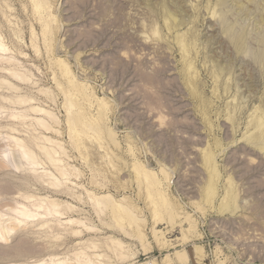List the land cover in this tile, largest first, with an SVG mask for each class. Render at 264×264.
Segmentation results:
<instances>
[{
    "label": "rangeland",
    "instance_id": "rangeland-1",
    "mask_svg": "<svg viewBox=\"0 0 264 264\" xmlns=\"http://www.w3.org/2000/svg\"><path fill=\"white\" fill-rule=\"evenodd\" d=\"M36 1L0 0V264H264V0ZM71 94L98 126L77 139ZM135 166L173 228L152 224ZM102 198L141 221V242Z\"/></svg>",
    "mask_w": 264,
    "mask_h": 264
},
{
    "label": "bare ground",
    "instance_id": "bare-ground-1",
    "mask_svg": "<svg viewBox=\"0 0 264 264\" xmlns=\"http://www.w3.org/2000/svg\"><path fill=\"white\" fill-rule=\"evenodd\" d=\"M36 1V0H35ZM46 1V0H45ZM35 5H34V7H35V10H38V9H40L41 7H43V6H45V3L43 2V1H40V0H37L35 3H34ZM48 6V5H47ZM43 9V8H42ZM46 16V15H45ZM39 20H41V21H43L41 18L39 19ZM46 22V21H45ZM44 21L42 22V28L43 29H45L44 28V26H45V24L47 23H45ZM49 22V21H48ZM41 25V24H40ZM169 26V25H168ZM175 26H177L176 24L174 25V27ZM169 30L170 29H173V25L171 26V24H170V26L169 27H167ZM43 31V30H42ZM45 31V30H44ZM44 31H43V33H44ZM50 32V31H49ZM48 32H46V34H47ZM51 36V35H50ZM0 50H4V49H0ZM63 73L66 75V71L65 70H63ZM67 75H68V73H67ZM18 77H16V79H17ZM71 79V78H70ZM69 80V79H68ZM72 82V79L71 80H69L68 81V83H71ZM75 83V82H74ZM71 88H73V87H71ZM80 88H81V86H80ZM70 90V89H69ZM68 90V91H69ZM82 90V89H81ZM80 93L81 94V91H80V89L77 87V85H75L74 86V88L73 89H71V91H70V93ZM87 95V94H86ZM77 96V95H76ZM83 96V95H82ZM84 97V96H83ZM87 97V96H86ZM76 98V97H75ZM75 98H73L72 99V94L70 95V96H68L66 99H65V112L67 113V115H66V125L68 126V128H69V133H68V135L72 138V139H77L76 137H82L81 135L82 134H85V133H87V134H89L88 133V131H89V129H94L97 125H96V123H95V121H93L94 123H92V122H87L86 120H88V119H86L84 116H82V114L80 113V111L82 112V107L80 106V103H78L77 102V100H75ZM79 99V98H78ZM80 100V99H79ZM82 101H84V100H82ZM26 101H24V100H21V101H19V103L20 104H26L25 103ZM88 102V101H87ZM83 105V104H82ZM72 108H76V109H74L75 111L74 112H72L70 109H72ZM99 108V107H98ZM97 108V110H100L99 112H98V115H102V113H103V108L102 107H100L99 109ZM101 110H103L102 112H101ZM40 111V110H39ZM71 111V112H70ZM69 112H70V114H69ZM90 112V111H89ZM81 115V116H80ZM84 115V114H83ZM15 117V116H14ZM83 117V118H82ZM90 117V116H89ZM100 117V116H99ZM97 118H98V116H97ZM103 119V118H102ZM99 120V119H98ZM98 120H97V124L99 125L100 123H98ZM91 121V120H90ZM103 121V120H102ZM101 122V121H100ZM261 122V121H260ZM103 122H101V125L103 126V124H102ZM44 124L45 123H43V124H41L40 123V126L41 125H43L44 126ZM259 125H257L258 127L257 128H259L260 127V125H261V123H258ZM104 125H105V123H104ZM66 126V127H67ZM98 127V126H97ZM99 127H101V126H99ZM105 127V126H104ZM104 127H102L101 129L102 130H98V131H96V132H93V133H91L92 134V136L93 137H91V138H96V139H98L99 137H101L105 132H106V130L105 129H107V127L104 129ZM46 128H44V130H45ZM97 129V128H96ZM109 129V128H108ZM48 130V129H47ZM110 130V129H109ZM108 131V130H107ZM111 131V130H110ZM91 132V131H90ZM107 133H109V132H107ZM87 134H86V136H87ZM106 134V133H105ZM264 134V133H263ZM90 135V134H89ZM108 135V134H107ZM107 135H106V137H107ZM260 135H262V134H260ZM259 136V135H258ZM85 137V136H84ZM105 138V137H104ZM108 138V137H107ZM46 139V138H45ZM95 139V140H96ZM111 139V138H110ZM256 139H257V137H256ZM255 139V140H256ZM48 140V139H47ZM46 140V141H47ZM114 140V139H113ZM258 140H259V138H258ZM263 140V139H262ZM49 141V140H48ZM74 141V140H73ZM78 141H80V140H78ZM112 141V139L110 140V142ZM257 141V140H256ZM113 142V141H112ZM76 142H74V144H75ZM116 143V142H115ZM16 152H17V155L18 156H20V157H23L24 156V154L26 153V151H28L27 149H25V147L24 146H22V142L21 141H16ZM27 144H29V143H27ZM73 144V145H74ZM79 144V143H78ZM262 144V143H261ZM76 145V144H75ZM116 145V144H115ZM263 145H264V143H263ZM260 146V145H259ZM60 148V147H59ZM77 149V148H76ZM48 152V151H47ZM50 153V152H49ZM205 154V153H204ZM212 154V153H211ZM45 155H46V153H45ZM53 155V154H52ZM51 155V156H52ZM207 155V154H206ZM208 155H210V154H208ZM205 156L206 158V163H205V165L206 164H210L208 167L210 168L212 165H211V163H210V161H212L211 160V158H210V156ZM46 156H48V155H46ZM48 158H50V159H53L54 157H48ZM204 159V160H205ZM110 160V159H109ZM2 161V160H1ZM53 161V160H52ZM51 161V162H52ZM2 164H4L5 165V163H4V161H2ZM32 164H35L34 162H32ZM1 165V164H0ZM3 165V166H4ZM2 166V167H3ZM6 166V165H5ZM4 166V167H5ZM1 167V168H2ZM141 168V167H140ZM143 168V167H142ZM139 169V166H135V167H133V169H134V171L136 172V181H137V183L136 184H138V187H145L147 190V192L145 193V196H146V199H148V203H150L149 205L151 206L150 207V209H149V211H150V213H151V217L153 218V225H157V227H159L162 223L161 222H165V223H163V224H171L172 226V228H173V222H174V216L173 215H171L170 213H172L171 212V210H172V208L174 207L173 206V204H171V203H169V200L166 198V195L163 193V191H162V189L160 188V185H161V182L153 175V174H151L150 172H148V171H146V170H143V169ZM212 168V167H211ZM64 169V167L61 169L60 168V171H58L59 173H60V175L61 176H66V172L63 170ZM67 169V168H66ZM216 169H213V172L214 173H216V171H215ZM120 171V170H119ZM212 171V170H211ZM210 171V172H211ZM213 172H211V173H213ZM210 175V174H209ZM66 178V177H65ZM134 178V177H133ZM214 178V177H213ZM139 181H141V182H139ZM210 181V180H209ZM211 183H212V181H211ZM212 184H214V182L212 183ZM212 184H209L208 186L210 187L209 189H210V192H208L207 194H205L206 196H205V198L204 199H206L205 201L206 202H208L209 204H211L212 202V200L214 199V198H216V197H214V196H216V194H215V190H214V188L213 187H215V185L214 186H212ZM53 186H56V187H58L59 185H53ZM99 186V185H98ZM104 186V185H103ZM102 186V187H103ZM105 187V186H104ZM235 189V188H234ZM138 190V189H137ZM227 190V189H226ZM61 191V193H65L64 191H62V190H60ZM231 191H232V189H231ZM139 192H140V190H139ZM228 192V191H227ZM236 193V192H235ZM142 194V193H141ZM229 194H231V192L230 193H228V195ZM139 195V194H138ZM234 196V194H232V198L230 197V196H228L227 198H226V202L225 203H223L222 204V206L223 207H227V202H229L230 204H231V202L230 201H232V200H234L235 199V197H233ZM236 196V195H235ZM106 197V196H105ZM234 198V199H233ZM147 202V201H146ZM233 202V201H232ZM235 203V202H234ZM233 203V204H234ZM230 204H228V205H230ZM99 205H101V206H104V209H110V211L109 212H111L112 213V215L111 216H113L114 217V220H115V222H116V226H118V230H122V233H123V230H126L125 229V225L127 224V226H130L131 228H132V233L131 234H129L128 236H131V237H136V238H138V240L141 242V240H143V235L141 234V232H140V230L138 229L139 228V226H141L140 225V223H141V221L140 220H138V219H135L133 216L131 217V213L125 208V207H122L121 205H114L113 203H112V201H110V200H108L107 198H102L100 201H98L97 203H96V206H99ZM148 205V206H149ZM94 206V205H93ZM214 206V205H213ZM178 207V206H177ZM24 208V207H23ZM99 208V207H98ZM220 208H222L221 206H220ZM108 209V210H109ZM174 210V209H173ZM172 210V211H173ZM219 210V209H218ZM221 210V209H220ZM234 210V209H233ZM52 211H56V212H59L58 210H52ZM224 211V210H223ZM26 212H24L23 210L20 212V214L21 215H24ZM51 212H49V214H50ZM174 213V212H173ZM172 213V214H173ZM220 213V212H219ZM232 213V212H231ZM32 216V215H31ZM31 216H29V215H26L25 217H31ZM36 216V215H35ZM35 216H34V218H35ZM37 216H39L38 214H37ZM38 220V219H37ZM32 222V221H31ZM34 222V221H33ZM124 222H126V224H124ZM18 224H20V223H18ZM143 225H144V223H143ZM15 226V225H14ZM180 226V225H179ZM192 226V225H191ZM137 228V229H136ZM190 229H191V227H190ZM9 230V229H8ZM10 230H12L11 228H10ZM9 230V231H10ZM175 230H177V227H176V229ZM4 229L0 226V244H2V242H3V240L5 241L6 240V238H5V236H7L4 232ZM129 231V232H130ZM5 232H7L6 230H5ZM153 232V234H154V236L155 237H157V234H156V232H154V231H152ZM172 232H175V231H173L172 230ZM188 232H190L189 230H188ZM4 233V234H3ZM85 233V232H84ZM119 233V232H118ZM124 233H125V231H124ZM123 233V235L125 236L126 234H124ZM8 234V233H7ZM76 234V233H75ZM127 236V235H126ZM153 236V237H154ZM186 236V235H185ZM154 237V238H155ZM183 237V239H181V241L183 240L184 242H186V237H184V236H182ZM158 238V237H157ZM186 238V239H185ZM8 240V239H7ZM137 240V239H136ZM180 240V239H179ZM188 240V239H187ZM6 242V241H5ZM184 244V243H183ZM171 245V244H170ZM183 246V245H182ZM164 247V246H163ZM26 248H28V247H26ZM146 248V247H145ZM198 248V247H197ZM148 249V248H147ZM26 250H28V249H26ZM198 252H200L201 253V251H199V249L197 250ZM197 251H195L196 253H197ZM27 252V251H26ZM143 252V251H142ZM145 252H147V250L145 249ZM183 252V251H182ZM181 251H180V253L181 254H179V253H176V256H178V258H177V261H176V264H187V263H189V261H190V259H189V257H186L183 253H182ZM195 253V255L197 256L198 254H196ZM178 254V255H177ZM183 254V255H182ZM15 255V254H14ZM195 256V257H196ZM199 256H200V254H199ZM198 256V258H195L196 260L195 261H197V263L198 264H202V260H201V256L199 257ZM203 258V257H202ZM135 259V258H134ZM165 260H167V261H169L168 259H165ZM120 261V260H119ZM163 261V260H162ZM90 262L91 261H87L85 264H90ZM164 262H166V261H164ZM219 262H221V261H219ZM165 264H167V262L165 263ZM168 264H175L174 262L172 263L171 261H169V263Z\"/></svg>",
    "mask_w": 264,
    "mask_h": 264
}]
</instances>
